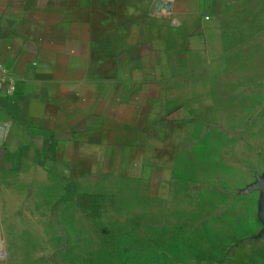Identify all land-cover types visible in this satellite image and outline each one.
<instances>
[{
	"label": "rangeland",
	"instance_id": "374dc122",
	"mask_svg": "<svg viewBox=\"0 0 264 264\" xmlns=\"http://www.w3.org/2000/svg\"><path fill=\"white\" fill-rule=\"evenodd\" d=\"M259 5L224 0L206 18L181 123L101 149L88 171L3 172L0 264H264Z\"/></svg>",
	"mask_w": 264,
	"mask_h": 264
},
{
	"label": "crops",
	"instance_id": "0c3cea01",
	"mask_svg": "<svg viewBox=\"0 0 264 264\" xmlns=\"http://www.w3.org/2000/svg\"><path fill=\"white\" fill-rule=\"evenodd\" d=\"M223 3L0 0V178L45 164L88 171L101 149L181 123L184 59L205 50V20Z\"/></svg>",
	"mask_w": 264,
	"mask_h": 264
},
{
	"label": "built area",
	"instance_id": "2783aa9c",
	"mask_svg": "<svg viewBox=\"0 0 264 264\" xmlns=\"http://www.w3.org/2000/svg\"><path fill=\"white\" fill-rule=\"evenodd\" d=\"M3 87H4V81L0 79V96L3 91Z\"/></svg>",
	"mask_w": 264,
	"mask_h": 264
},
{
	"label": "water",
	"instance_id": "95a60500",
	"mask_svg": "<svg viewBox=\"0 0 264 264\" xmlns=\"http://www.w3.org/2000/svg\"><path fill=\"white\" fill-rule=\"evenodd\" d=\"M261 185L264 186V175H263L262 179L260 180V186ZM263 198H264V187H263Z\"/></svg>",
	"mask_w": 264,
	"mask_h": 264
}]
</instances>
